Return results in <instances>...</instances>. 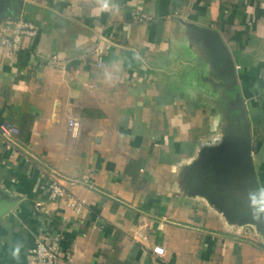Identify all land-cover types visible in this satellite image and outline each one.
I'll return each mask as SVG.
<instances>
[{
    "label": "crops",
    "instance_id": "1",
    "mask_svg": "<svg viewBox=\"0 0 264 264\" xmlns=\"http://www.w3.org/2000/svg\"><path fill=\"white\" fill-rule=\"evenodd\" d=\"M112 4L0 0V34L17 8L40 28L0 44V264L55 235L61 264H264L247 207L253 170L264 187V0ZM54 178L80 211L50 198Z\"/></svg>",
    "mask_w": 264,
    "mask_h": 264
},
{
    "label": "built area",
    "instance_id": "2",
    "mask_svg": "<svg viewBox=\"0 0 264 264\" xmlns=\"http://www.w3.org/2000/svg\"><path fill=\"white\" fill-rule=\"evenodd\" d=\"M10 22L13 24L12 29L10 31L6 30L0 34V44L7 47L10 51H19L23 48L24 39L26 37L34 38L38 36L40 32L39 25L33 20L18 17L17 20H11ZM98 50L103 51L102 49ZM100 51L96 52L95 57L99 66L102 65L103 61ZM47 59L48 63L53 65L58 60V55L50 54ZM69 127L72 133L77 135L81 128L80 120L76 117L70 118ZM1 131L6 140V148L11 150L13 157H16L19 151L15 147L14 137L19 131L18 127L12 123H5L1 125ZM2 162L6 163V160L4 159ZM46 188H48L52 200L64 199L75 211H80L82 208V201L78 200L59 180L55 178L51 179L49 184L46 185ZM60 242V235H55L50 241L37 238L32 247L30 264H61ZM154 250L160 255L165 254V249L162 246H155Z\"/></svg>",
    "mask_w": 264,
    "mask_h": 264
},
{
    "label": "clouds",
    "instance_id": "3",
    "mask_svg": "<svg viewBox=\"0 0 264 264\" xmlns=\"http://www.w3.org/2000/svg\"><path fill=\"white\" fill-rule=\"evenodd\" d=\"M98 8L96 11H109L114 5L112 0H95ZM249 203L247 205L251 219L255 222H264L262 215H264V187L257 188L249 193L248 196ZM21 245H17L12 251V257L14 259L19 258V251Z\"/></svg>",
    "mask_w": 264,
    "mask_h": 264
},
{
    "label": "water",
    "instance_id": "4",
    "mask_svg": "<svg viewBox=\"0 0 264 264\" xmlns=\"http://www.w3.org/2000/svg\"><path fill=\"white\" fill-rule=\"evenodd\" d=\"M245 103H242L241 104V108H244L245 109ZM248 157V159H249V162H250V156L248 155L247 156ZM251 164V163H250ZM252 170H253V167H252ZM253 172H254V170H253ZM253 172H252V176H251V178H250V187H251V189L254 191L255 189H257V188H259L258 187V184H257V180H256V176H255V173L253 174Z\"/></svg>",
    "mask_w": 264,
    "mask_h": 264
},
{
    "label": "rangeland",
    "instance_id": "5",
    "mask_svg": "<svg viewBox=\"0 0 264 264\" xmlns=\"http://www.w3.org/2000/svg\"><path fill=\"white\" fill-rule=\"evenodd\" d=\"M3 1H5V0H3ZM16 13H19L18 8L15 9V12L14 13H11L10 15H8V16L5 17V22L8 25H10L11 28L13 26V24L10 22L11 20H17L18 17H23L20 13L19 14H16Z\"/></svg>",
    "mask_w": 264,
    "mask_h": 264
}]
</instances>
